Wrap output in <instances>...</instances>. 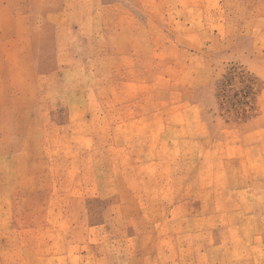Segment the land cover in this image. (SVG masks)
<instances>
[{"label": "rangeland", "instance_id": "obj_1", "mask_svg": "<svg viewBox=\"0 0 264 264\" xmlns=\"http://www.w3.org/2000/svg\"><path fill=\"white\" fill-rule=\"evenodd\" d=\"M0 264H264V0H0Z\"/></svg>", "mask_w": 264, "mask_h": 264}]
</instances>
